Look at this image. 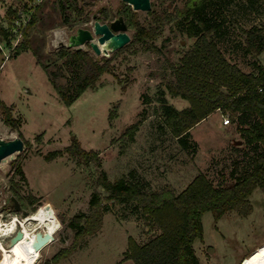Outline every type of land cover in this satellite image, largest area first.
I'll return each mask as SVG.
<instances>
[{
	"label": "rangeland",
	"instance_id": "obj_1",
	"mask_svg": "<svg viewBox=\"0 0 264 264\" xmlns=\"http://www.w3.org/2000/svg\"><path fill=\"white\" fill-rule=\"evenodd\" d=\"M183 3L184 0H150L149 10H134L124 0H0V24L14 34L10 44L2 43L0 99L19 117L22 136L30 142L24 150L0 162V228L30 212L44 222L54 240L41 249L34 264H135L127 255L130 239L143 244L161 232L153 217L138 204L103 199L108 208L101 228L79 238L68 255L52 260L74 241L76 229L69 224L72 216L89 213L94 190L106 194L97 181L101 171L110 180L128 175L144 188L156 190L170 185L175 192L182 191L200 172L213 185L235 180L236 161L243 164L246 159L236 147L248 151L251 146L245 142L236 120L223 123L228 112L217 109L192 126L189 139L194 146L188 150L181 148L163 116L156 113L162 96L177 109L189 105L187 99L165 89L163 78L169 76L170 62H176L195 37L180 31L175 21H165L153 38L134 40L135 27L130 20L133 13L143 24L155 26L150 10L170 11ZM11 7L15 11L10 12ZM208 11L218 13L223 21L219 46L231 63L247 72L253 69V61L264 63V50L256 58L246 51L242 30L264 21V0H215ZM119 13L127 23L130 41L108 55H112V73L102 74L95 87L85 89L70 105L60 99L30 50L14 55V47L23 40L22 30L31 16H38L30 32L32 45L42 53L52 54L78 27H90L94 19L109 22ZM82 49L98 59L102 56L88 42ZM110 112L115 114L113 118H109ZM140 116L144 120L134 138L127 139L123 135L125 127ZM38 134L40 139L35 140ZM16 135L18 131L2 121L0 112V137L10 139ZM73 138L84 149L99 152L100 161H86L66 151ZM52 150L61 153L45 159ZM18 164L25 178L17 172ZM249 199L252 210L245 216L235 210L219 218L211 211L203 213L202 237L193 241L201 264H240L242 252L262 244V188L256 187ZM11 237L0 238V264H12L4 253V244Z\"/></svg>",
	"mask_w": 264,
	"mask_h": 264
},
{
	"label": "trees",
	"instance_id": "obj_2",
	"mask_svg": "<svg viewBox=\"0 0 264 264\" xmlns=\"http://www.w3.org/2000/svg\"><path fill=\"white\" fill-rule=\"evenodd\" d=\"M214 1L184 0L182 7L175 6L170 11L168 8L160 12L150 10L152 20L157 22L155 26L143 24L135 13L130 16V20L135 27L134 40L137 42L153 38L157 27L165 21H175L180 31L195 37L183 55L176 62H170L169 76L163 78L165 89L171 95L187 99L189 105L177 109L162 96L159 99V112L156 113L163 116L164 123L181 148L188 150L194 146L189 139L192 126L217 109L228 112L230 119L238 122L245 142L251 146L248 151L236 147L246 159L243 164L236 161L235 180L225 185H213L207 175L200 172L182 191L175 192L170 185L156 190L144 188L140 183L131 181L128 175L110 180L101 171L97 181L106 194L103 196L100 191L94 190L89 200V213L72 216L69 224L76 229L74 241L70 247L56 253L53 261L68 255L79 238L85 234H95L101 228L103 214L108 208V203H103V199L134 202L144 213L151 215L161 228L159 234L143 244L130 239L127 255L135 264H201L194 251L193 241L202 237L203 213L211 211L215 218H219L231 210L243 216L251 212L249 195L256 187L264 191V63L253 61V69L247 72L226 58L219 46L224 32L223 21L218 13L208 11ZM9 11L15 10L11 7ZM37 22L38 16H31L22 30L23 40L14 47V55L30 50L66 105H70L85 89L95 87L102 74L112 73V55H102L98 59L88 50L63 44L52 54L42 53L30 41V32ZM242 30L246 36V51L256 58L264 50V21ZM13 38V31L0 24V53L2 43L10 44ZM63 78L65 81L62 82ZM0 112L2 121L12 130L18 131L25 144H30L22 136L19 117L13 115L12 108L2 99ZM114 116L113 112L109 113V118ZM143 120L144 116H140V119L127 125L123 135L133 139ZM40 136L38 134L35 140H39ZM65 150L86 161H100L99 152L84 149L76 138ZM60 153V150H52L44 157L50 160ZM16 170L25 178L20 164Z\"/></svg>",
	"mask_w": 264,
	"mask_h": 264
},
{
	"label": "water",
	"instance_id": "obj_3",
	"mask_svg": "<svg viewBox=\"0 0 264 264\" xmlns=\"http://www.w3.org/2000/svg\"><path fill=\"white\" fill-rule=\"evenodd\" d=\"M124 1L131 5L134 10H149L151 8L150 0ZM92 17H96V14H93ZM127 29L128 26L122 14L115 16L109 23L94 19L90 27H78L74 33L68 36L67 41H61L60 44L80 49L88 42L95 53L108 56L110 52L121 48L130 41V35ZM100 44H103V47H100ZM25 148L26 144L24 140L18 135L10 139L0 137V162L8 155L14 152H20ZM16 208H18L17 204ZM48 234L38 237L37 243L35 244L36 248H40L48 241L50 238ZM23 236L22 229H19L13 237V240L16 241L23 238ZM209 251H212V248H209Z\"/></svg>",
	"mask_w": 264,
	"mask_h": 264
},
{
	"label": "bare ground",
	"instance_id": "obj_4",
	"mask_svg": "<svg viewBox=\"0 0 264 264\" xmlns=\"http://www.w3.org/2000/svg\"><path fill=\"white\" fill-rule=\"evenodd\" d=\"M100 47H103V44H100ZM13 217H11L10 221ZM17 223L21 225L24 236L14 241L13 237L20 227ZM47 233H49L48 237H50L48 241L40 248H36L35 244L38 237L41 235L45 236ZM5 236H12L9 243L4 244V253L11 260L12 264H34L40 256L41 249L54 240V235L33 212L24 214L21 220L14 217V221L11 224H4L0 228V238ZM240 264H264V243L253 249L248 256L241 260Z\"/></svg>",
	"mask_w": 264,
	"mask_h": 264
},
{
	"label": "crops",
	"instance_id": "obj_5",
	"mask_svg": "<svg viewBox=\"0 0 264 264\" xmlns=\"http://www.w3.org/2000/svg\"><path fill=\"white\" fill-rule=\"evenodd\" d=\"M210 114H213V112L210 113ZM210 114H209V115H210ZM206 117H207V116H206ZM206 117H205V118H206ZM27 179H28V178H27ZM262 243H264V241H263ZM260 244H261V243H260ZM260 244H257V245H255V246H253L252 248H250L249 250H247V252H244V253L242 252L243 256H242L241 260H242L245 256H247V255H248L253 249H255V248H256L258 245H260ZM241 260H240V261H241Z\"/></svg>",
	"mask_w": 264,
	"mask_h": 264
},
{
	"label": "built area",
	"instance_id": "obj_6",
	"mask_svg": "<svg viewBox=\"0 0 264 264\" xmlns=\"http://www.w3.org/2000/svg\"><path fill=\"white\" fill-rule=\"evenodd\" d=\"M223 123H224V124H228V123H230V117H229V115L226 116V117L223 119Z\"/></svg>",
	"mask_w": 264,
	"mask_h": 264
},
{
	"label": "flooded vegetation",
	"instance_id": "obj_7",
	"mask_svg": "<svg viewBox=\"0 0 264 264\" xmlns=\"http://www.w3.org/2000/svg\"><path fill=\"white\" fill-rule=\"evenodd\" d=\"M110 21H111V20H110ZM110 21H109V22H110ZM109 22H108V23H109ZM18 229H20V228H18Z\"/></svg>",
	"mask_w": 264,
	"mask_h": 264
}]
</instances>
